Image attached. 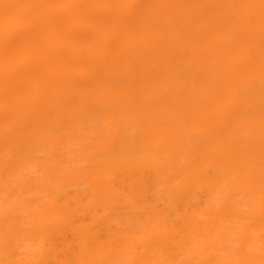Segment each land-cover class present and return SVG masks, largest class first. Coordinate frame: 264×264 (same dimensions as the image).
I'll return each mask as SVG.
<instances>
[{"label":"bare ground","instance_id":"1","mask_svg":"<svg viewBox=\"0 0 264 264\" xmlns=\"http://www.w3.org/2000/svg\"><path fill=\"white\" fill-rule=\"evenodd\" d=\"M0 264H264V0H0Z\"/></svg>","mask_w":264,"mask_h":264}]
</instances>
